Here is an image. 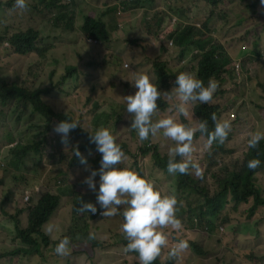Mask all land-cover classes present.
Segmentation results:
<instances>
[{
	"label": "trees",
	"instance_id": "16d2710c",
	"mask_svg": "<svg viewBox=\"0 0 264 264\" xmlns=\"http://www.w3.org/2000/svg\"><path fill=\"white\" fill-rule=\"evenodd\" d=\"M46 1L32 0L31 4L29 0H26V8L21 10L15 7V0H0V48L4 47L14 56H25L32 53L37 58L42 59L46 54L47 59L48 56H52L49 59L51 62H55L52 75L58 74L57 84L54 88L55 95L60 93L61 88L65 91L64 95L69 96L71 93L68 88L71 86L76 87V93L73 95L71 105L63 103L70 115L62 112L58 106L51 107L46 111L47 106L41 101V98L48 95L51 89L37 88L20 96L17 94L16 87L11 85L10 77L5 75V68L0 65V147L3 143L7 147L10 141L14 142V147L11 149L7 147L0 152V190L5 202L4 206L0 204V211L2 212L0 214V229L5 231L4 238L0 239V257L4 256L8 250L14 249L13 253H9L10 256L13 254L36 255L45 259L43 249L49 248L53 250L54 257L61 256L62 259H68V256L58 255L54 251L56 244L64 237H68L70 241L69 254L77 259L83 258L82 264H95L101 257L104 262L110 264L114 262L115 258H120L122 263H128L132 259L138 263L139 259L136 252L125 251L127 240L121 229L122 215L100 217V215L91 212L81 213L77 211L82 203L89 202L95 204L97 212L101 211L99 205L96 204L94 192L85 188L83 195L75 201L73 210L61 206L60 195L50 193L42 194L37 203H32L29 201L32 198L30 192H24V197L20 199L8 189L5 183L6 173L8 171L9 174H13L14 170H20L27 155L31 151L38 152V147L42 144L47 148V168L49 171L61 173L62 168L55 166L64 162L65 158L69 161L68 168L74 167L79 160V156L75 155V149H78L80 153H84L85 149L94 153L95 155L86 161L91 163V170L99 169L101 154L96 150L95 144L90 142L89 136L85 134L94 132L98 127H105L114 135L116 142L125 153L121 162L113 165V167L135 171L147 180L133 158L138 159L151 152L150 158L153 166L164 165V162L169 159L168 149L171 146L169 138L165 137L166 142L162 140L164 136L161 132L155 136L150 135L147 141H140L136 131L130 128L131 117L125 110L126 105L123 97L134 95L137 91L131 80H134L137 74H146L161 92L171 91L175 86V77L181 72L193 73L204 83L209 78L222 83L227 74L238 81H246L252 74L250 71L252 67L249 64H246L245 67L244 62L252 56L258 61L264 54V16L261 15V8L264 5L260 4V0H206L207 4L212 5L214 10L208 15L204 28L213 19L215 10L223 1L228 3L220 11H228L234 16L235 21L232 27L225 32L223 27H216L213 30V35L205 38H200V29H198L199 35H194L191 30L194 26L189 24L177 25L176 18L172 17L163 27L162 32H167L166 42L173 46L170 56L173 57L175 54L177 64L180 67L170 74L166 68L168 59L154 56L142 59L130 54L129 48L137 44V29L126 19L119 18L123 13L122 8H115V6L110 8L111 11L117 10V15L114 18L106 13H99L84 15L80 19L71 17L70 23H66L63 21L65 15V12H62L65 9L63 0ZM154 2L155 0H135L131 4L128 0H124L121 4L123 11H125L127 8L129 10L144 8L146 4L150 6ZM44 3L45 11L56 13L54 25H49L54 29L50 39L40 35L37 28L34 27L32 19L26 25L21 22H10L16 17L15 15L30 18L31 12H36ZM30 9L31 12L29 13ZM247 12L256 15L261 20L257 30L253 31L251 30L252 27H247L245 20ZM174 13L177 14L178 11ZM228 19L227 13L221 15L223 25L229 23V21L227 22ZM161 23L158 21L157 27ZM145 30L146 33L151 34L149 33L151 25L148 20H145ZM222 37L224 41L213 43ZM233 46L247 54L245 60L239 59L242 70L241 78L228 67L230 59L223 51L225 48H232ZM123 57L128 64L126 67L123 65L119 67L118 62H123ZM147 66L149 69H146ZM174 94L171 93V96ZM170 100L169 95L162 94L157 100L156 111L166 110L168 107L166 103ZM9 101H17L19 103L18 108L23 104H30L45 115L41 133L36 134L31 127L27 126L21 128L19 123L13 129L9 112L3 107ZM121 108L122 111L119 116L114 118V121L108 126L107 121ZM156 111L152 116L153 122L159 118ZM190 112L193 113V118L191 115L183 117L179 114L178 118L191 127H196L197 120H206L208 131L214 130L212 120L214 108L209 103L193 106L190 108ZM216 118L221 120L217 116ZM64 119L79 123L75 129L70 130L66 145L61 143L60 134L54 131L55 126ZM5 120L8 121V125L4 133ZM20 128L26 131L24 137H21ZM122 135L135 137L139 146L133 153L129 146L121 140ZM84 137L85 140H83ZM230 137L228 132L223 143L213 141L211 145H208L207 133L201 134L197 131L194 134L193 140L198 142V146L193 149L192 155L200 168L212 169L218 166L216 156L218 153L224 152L223 146L225 154L235 152V147H229V143L232 141ZM30 139H34V144L28 147L25 143L30 142ZM154 141L166 144L164 155L160 156L155 143L152 145ZM261 145L262 143L259 142L255 148L248 147V150L244 151V160L240 168L232 161L224 162L220 174H216L218 190L216 201L206 200L204 205L208 204L210 209L221 208V203L226 199L233 204L234 209L240 205H245L243 210L247 217L252 215L261 219L264 213L260 208H264V197L262 196V192H264V154ZM196 154L199 157H196ZM257 158L261 161L260 165L255 169H249L247 162ZM34 166L38 169L44 168L43 160L41 158L36 159ZM184 177V180L189 179L187 175ZM95 179L98 180L99 176L97 175ZM178 188L187 197L193 194L203 196L202 189L200 190L197 185L192 183L180 181ZM72 200L74 201L75 197H72ZM28 208L30 209L26 218L25 211ZM53 213L56 214V217L53 218L51 224L59 226L60 234H57L56 231L46 230V225L48 227L49 224L46 222ZM176 215L180 219L182 227L173 229V232L177 231L175 234L167 235V243L162 246L161 252L153 264H178L193 246L183 235V228L191 219L195 218L192 210H189L187 219L184 218L182 211H177ZM97 217L100 221L99 226L98 223H93ZM208 225L210 226V223ZM168 228L171 227L168 226ZM258 230L260 231V228ZM89 233H93L95 238L89 240ZM105 233L108 236L104 241H101L100 236ZM2 240L4 244H2ZM180 240H186L189 246L174 257L170 255V251ZM193 252L200 255L194 246Z\"/></svg>",
	"mask_w": 264,
	"mask_h": 264
},
{
	"label": "rangeland",
	"instance_id": "374dc122",
	"mask_svg": "<svg viewBox=\"0 0 264 264\" xmlns=\"http://www.w3.org/2000/svg\"><path fill=\"white\" fill-rule=\"evenodd\" d=\"M47 0L46 2H48ZM124 0H63L65 12L63 21L70 23L71 17L80 19L84 15H96L99 13H106L110 17L117 15V10L111 11L110 8H122V15L120 19H126L128 23H132L137 29V44L129 48L130 54L135 55L138 58L148 59L151 56L161 59H168L169 62L166 65L167 71L172 74L180 65L177 64L175 54L170 56L172 45L166 42L167 32H162L163 27L167 25L168 21L174 17L176 18V24L192 25L201 30L200 38L213 35V30L216 27H223V31L230 29L234 23V16L220 10L227 5V1L221 2L215 10L214 17L208 22L206 28L204 24L208 19V15L213 12L212 5L206 4L202 0H155L151 6L145 5L144 8L130 9L123 11L122 2ZM32 4V0H29ZM45 2V3H46ZM44 4H42L36 12H31V17H16L10 22L28 24L31 22L40 35L46 39H50L53 28L49 25H54L55 12L49 13L45 11ZM178 11L177 14L174 12ZM220 11V12H219ZM27 13V14H29ZM227 13L229 16V23L223 25L221 15ZM162 20V23L157 27V22ZM145 20H148L151 25V34L146 33ZM247 27H252L251 30H257L260 27L261 20L254 14L247 12L245 15ZM224 41V38L219 39L213 43ZM224 53L229 56L230 64L236 60H245L247 54L243 50H237L235 46L232 48H225ZM52 56L47 54L42 58H37L34 53L25 56L11 55L4 47L0 48V65L5 68V75L10 77L11 82H15L17 87L24 90H33L39 87H46L50 83L57 84L58 74L52 75L55 62H51ZM123 62H118L119 67L123 65L126 67L128 62L123 57ZM146 64V62H145ZM229 64V65H230ZM249 64L252 67V74L248 79L238 81L233 79L230 74L224 76V82L220 83L221 94L215 96V103L223 107V115L233 112L235 114V122L233 124V130L231 137L232 141L229 143V147H235L233 154H225V148L223 151L217 154L216 162L218 166L213 167L211 172L214 174H220V170L224 165V162L232 161L237 167H241L243 164V153L247 150V139L250 134L264 129V54L255 60L254 57L248 58L244 65ZM146 69H149L147 66ZM70 91L69 96H65V91L61 90L57 94L56 98L48 97V103L53 106H58L62 112H66L70 115L69 111L63 106V103L71 105L73 101V95L76 90L75 86L68 88ZM19 103L17 101L6 102L3 107L9 112V118L12 122V128L15 129L17 123L22 126L31 127L32 131L36 134L41 133L44 121L41 120L38 115L31 116L32 111L30 109L22 112L17 107ZM75 108V107H74ZM72 108V109H74ZM122 108L117 110L112 118L107 121V125L110 126L114 121L113 119L118 117ZM172 116L175 118V111L167 109L165 112L158 114L159 119ZM7 118V117H6ZM8 121H4V133ZM36 126V127H33ZM20 128L21 137L26 134L25 130ZM82 129L85 130L84 127ZM93 130V129H92ZM91 130V131H92ZM264 132V131H263ZM19 134V135H20ZM121 140L129 146L133 153L139 144L136 142L135 137H128L126 135L121 136ZM157 145L158 153L160 156L165 154L166 144L154 141L152 143ZM262 152L264 154V139L261 142ZM34 139L28 143H25L28 147L33 146ZM175 142L173 141V145ZM150 145V146H152ZM9 149L14 147V142H9L7 145ZM5 143L0 147V152L7 148ZM31 150V148H30ZM47 148L42 144L38 147V152L31 151L25 162L22 163L20 170H14L13 174L6 173L5 183L8 189L18 198L24 197V192L28 191L32 194V198L29 200L32 203H37L38 198L45 193L54 195H60L61 206L67 209L73 210L75 207V201L80 198L85 192L86 185L83 183L86 177L91 174V163H79L77 167L71 169L68 168V159L65 158L64 162L56 164V168H62L61 173L49 171L47 168ZM16 153V151H15ZM92 153H81V158ZM151 152L142 156L134 161L138 164L137 167L143 171V173L153 181L156 186L164 193L174 194L178 196V193L174 187L173 179L165 177L161 168H155L150 158ZM199 157L198 154L195 155ZM33 157V158H31ZM41 158L44 162V168L38 169L34 166V161ZM83 185H79V184ZM210 196L215 188V180L208 178L206 183ZM264 197V192H262ZM75 197V200H72ZM182 212L184 218L189 217V210L194 207L193 201L182 200ZM0 204L3 206L5 202L2 198V192L0 190ZM245 205H240L236 209L233 208V204H227L215 216L216 227L212 233L207 231L202 226L191 227L187 224L183 228V235L191 242V245L195 247L197 253L193 252V246H191L190 252L183 256L182 260L178 264H264V213L260 217L255 216L247 217L243 210ZM263 211L264 208L260 207ZM30 208L25 211V216ZM0 214L2 212L0 211ZM56 217V214H52L48 219L49 230L51 226V232L56 231L60 234V229L57 224L52 225L51 221ZM100 217H102L100 215ZM107 217V216H105ZM98 223V222H93ZM98 226L100 223L97 224ZM260 228V231L258 230ZM5 236V231L0 229V239ZM108 236L107 233L100 236V240L104 241ZM2 244L4 241L2 240ZM1 251V249H0ZM14 249L8 250V252L0 257V264H82L84 259H77L71 256L68 252L66 256L68 259H62L61 256L54 257L53 250L49 248L43 249V255L45 259H41L38 256H24L23 254L12 255ZM95 264H110L104 262L101 257ZM112 264H135L134 260H130L128 263H122L120 258H115Z\"/></svg>",
	"mask_w": 264,
	"mask_h": 264
},
{
	"label": "clouds",
	"instance_id": "9594fccd",
	"mask_svg": "<svg viewBox=\"0 0 264 264\" xmlns=\"http://www.w3.org/2000/svg\"><path fill=\"white\" fill-rule=\"evenodd\" d=\"M128 1L132 4L135 0ZM202 1L207 4L206 0ZM260 4L264 5V0H260ZM15 7L21 10L25 9L26 0H15ZM128 10L127 8L125 11ZM261 15L264 16V6L261 8ZM162 20L160 19L159 21L162 22ZM161 27H164V25L162 24ZM191 30L194 35H199L196 27H192ZM149 33H151V30H149ZM228 67L234 70L239 78L242 77L239 59L234 60ZM250 71L252 72V68ZM131 82L137 91L134 95L123 97L126 105L125 110L131 117L130 128L136 131L140 141H147L150 135L155 136L158 132H161L164 136L162 138L163 141L166 142V138H169L171 146L168 149L169 159L164 162V165L154 167L161 168L165 177L175 180L174 187L178 196L161 191L144 173L147 180L135 171L113 167V165L121 162L122 158L125 157V153L116 142L114 135L107 128L98 127L94 132L88 131L89 134L85 135L89 136L90 142L95 144L96 150L101 154L100 167L92 170L83 183L86 188L95 193L96 204L99 205L101 211L97 212L95 204L90 202L82 203L77 211L81 213L91 212L102 217L122 215L123 223L121 224V229L127 240L125 251L138 254L139 262L136 263L135 261V264H153V261L160 254L162 246L167 243V235L175 234L177 231L173 232V229L182 227L181 221L176 215L177 211H182V200L186 202L191 200L194 204L191 210L195 218L191 219L188 224L191 227L202 226L207 233H212L216 227L215 216L227 204H230L225 199L221 203V208L210 209L208 204L204 205L206 200L216 201L218 192L217 176L211 172L212 169L200 168L199 164L194 160L192 153L193 149L198 146V142L193 140V138L194 134L199 131L201 134L207 133L208 145H211L213 141L223 143L228 132L231 136L236 119L233 112H226V115H223V107L214 102L215 96L217 94L220 95L221 90L220 83L211 78L204 83L193 73L181 72L175 77V86L171 91L166 92L158 91V88L146 74H137ZM11 85L16 87L17 94L20 96L24 93L32 92V90L18 88L15 82H11ZM55 85L50 83L46 87H39L41 89H51L48 95L41 98V101L47 106L46 111L52 107L48 103L47 98L57 97L54 93ZM171 93L175 94L171 96ZM162 94H167L171 97V100L167 101L166 106H168L167 109L175 111V118L168 116L161 119L158 118L153 122L152 116L157 110V100ZM200 103H209L214 108V115L212 116L214 130L211 132L208 131L206 120H197L196 127H191L178 118V114L183 117L191 115L193 118L190 108ZM20 109L22 112L30 109L32 111L31 116L36 114L41 120L45 117L30 104H23ZM166 110H158L156 112L159 114ZM216 116L221 120H217ZM78 124L73 120L64 119L55 126L54 131L60 134L62 144L66 145L68 143L70 130L75 129ZM263 131L264 129H260L250 134L249 139H247V150L248 147L255 148L259 142L263 141ZM83 140H85V137ZM173 141L175 142L174 145ZM84 152L87 154L92 153L88 149H85ZM92 154L95 155L94 153ZM75 155L79 156V160L74 167H77L79 163H86V160H90L92 157L86 155L81 158V153L78 149H75ZM177 157L179 159H176ZM260 163L261 161L258 158L251 159L247 162V167L255 169ZM97 175L99 176L98 180L95 179ZM184 175H187L189 179L184 180ZM208 178L214 179L216 185L211 196L206 185ZM180 181L197 185L200 190L202 189L201 193L203 196L193 194L187 197L178 188ZM200 220L202 221L201 223L199 222ZM95 221L100 223L98 217L95 218ZM46 223H49V221ZM209 223L210 226L208 225ZM168 226L171 228H168ZM51 230L52 228L49 226V231ZM94 238V234L89 233L88 239ZM69 244V238L64 237L56 244L54 251L58 255H67ZM188 246L186 240H180L171 249L170 255L178 256Z\"/></svg>",
	"mask_w": 264,
	"mask_h": 264
}]
</instances>
